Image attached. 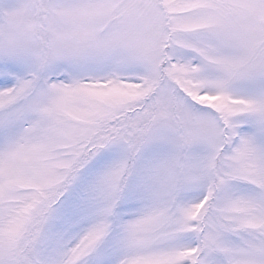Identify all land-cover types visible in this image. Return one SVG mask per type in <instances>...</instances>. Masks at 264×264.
Listing matches in <instances>:
<instances>
[{"label":"snow or ice","instance_id":"snow-or-ice-1","mask_svg":"<svg viewBox=\"0 0 264 264\" xmlns=\"http://www.w3.org/2000/svg\"><path fill=\"white\" fill-rule=\"evenodd\" d=\"M0 264H264V0H0Z\"/></svg>","mask_w":264,"mask_h":264}]
</instances>
